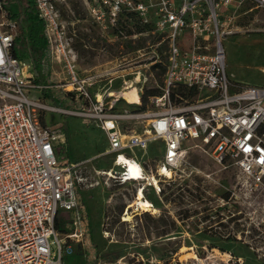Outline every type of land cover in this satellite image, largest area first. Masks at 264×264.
Listing matches in <instances>:
<instances>
[{
  "label": "built area",
  "instance_id": "obj_1",
  "mask_svg": "<svg viewBox=\"0 0 264 264\" xmlns=\"http://www.w3.org/2000/svg\"><path fill=\"white\" fill-rule=\"evenodd\" d=\"M66 1L35 0L48 40L40 74H53L57 63L65 75L56 85H44L36 82L33 64L14 55L21 21L0 0V264H63L67 240L82 244L96 259L89 215L80 203L78 164L59 158L67 135L63 125L43 123L48 113L81 118L106 133L119 170L103 175L114 184H139V192L153 187L160 194V185L173 177L164 172L173 175L182 164L183 143L190 140L200 142L220 168L235 169L246 191H264V87L229 79L223 45L239 30L240 17L264 12V0H84L93 22L111 32L122 48L137 37L131 35L134 26L166 44L163 60L154 47L148 53L139 48V66L117 60L116 66L96 72L79 67L68 30L77 21L64 20L60 9ZM159 64L165 69L161 95L149 99L158 110L136 115L118 111L121 101L142 106L148 82L143 72L153 73ZM133 85L141 100L135 106L121 97ZM179 88L186 94L178 93ZM53 89L79 108L51 105L44 94L32 96L35 90ZM125 120L148 124L139 134L125 130ZM159 142L164 148L155 172L136 152L145 153ZM61 212L73 216L69 233L55 227ZM223 255L227 264H244L231 253ZM209 259L195 254L193 264H210Z\"/></svg>",
  "mask_w": 264,
  "mask_h": 264
},
{
  "label": "rangeland",
  "instance_id": "obj_2",
  "mask_svg": "<svg viewBox=\"0 0 264 264\" xmlns=\"http://www.w3.org/2000/svg\"><path fill=\"white\" fill-rule=\"evenodd\" d=\"M60 9L64 20L77 21L76 27L68 25V30L83 72L114 67L117 60L137 67L139 48L148 53L154 47L164 59L166 44L156 34H140V27L134 26L131 35L137 37L126 40L128 43L122 48L120 41L112 40L111 32L103 31L93 22L84 0H67ZM238 27L235 34L223 41L228 77L241 85L264 87V12L240 17ZM37 58L39 55L35 53L33 60ZM61 72V66L55 63L53 74L47 73V80L40 77L44 79L42 84L56 85L65 77ZM159 72H143L148 78L144 94L163 87L164 76L157 77ZM41 94L51 105L79 108L65 99L61 90H35L32 96L39 98ZM136 94L137 87L133 86L124 91V98L135 106ZM147 110L158 109L149 100ZM118 111L139 113L137 107L126 101L119 103ZM42 119L50 126L63 125V130L67 126V145L59 158L78 164L82 180L80 203L87 209L92 249L97 254L95 259L82 244L67 240L63 264H180V261L193 264L195 254L199 259L210 257L207 261L210 264H227L223 262L228 260L224 253L242 257L244 264H264V191L253 194L246 191L238 183L235 169L220 168L200 142L183 143L184 161L174 170L172 180L160 185V194L153 187L146 188L145 197L153 207L143 212L138 206L130 208L142 185H117L103 175L111 169L119 170L114 167L115 154L110 152L104 131L74 116L48 113ZM147 124V120L122 123L125 130L133 129L139 134ZM163 148L164 144L159 142L145 153H136L147 168L156 172ZM127 212L132 219L126 222ZM59 217L70 232L72 214L61 212Z\"/></svg>",
  "mask_w": 264,
  "mask_h": 264
},
{
  "label": "trees",
  "instance_id": "obj_3",
  "mask_svg": "<svg viewBox=\"0 0 264 264\" xmlns=\"http://www.w3.org/2000/svg\"><path fill=\"white\" fill-rule=\"evenodd\" d=\"M3 1L5 8L11 13L12 17L17 18L21 21L20 34L16 40L14 55L20 60H26L33 64L34 71L37 76L36 82L42 84L44 82V79L40 78L42 76L40 74V62L44 56V53L47 50L48 40L45 35V24L43 20L40 18L38 10L36 9L35 0H3ZM142 30L143 29L140 28V31ZM35 53L39 55V58L33 60V55ZM156 68H154L155 71L157 70L160 71L159 73H157V77L164 76L165 74L164 67L161 64H159ZM178 93L182 95L186 94L183 88H179ZM158 95H161L160 90H151L145 93L142 100V106H136L138 108V111H146L150 97L158 96ZM64 130L65 132L68 133L66 125ZM84 202L86 203L85 200ZM55 227L58 232L69 233V229L65 228V224L62 221V219L59 217V214L57 215L55 220ZM238 258H242V257H238Z\"/></svg>",
  "mask_w": 264,
  "mask_h": 264
},
{
  "label": "bare ground",
  "instance_id": "obj_4",
  "mask_svg": "<svg viewBox=\"0 0 264 264\" xmlns=\"http://www.w3.org/2000/svg\"><path fill=\"white\" fill-rule=\"evenodd\" d=\"M133 86L132 87H128L126 90H129V89L133 88ZM136 95L137 96L134 98V100L137 103H140V101H141L140 97L138 96V94H136ZM121 97L124 98V91L122 92ZM123 160H125V158L122 157L121 161H123ZM129 164L133 165L132 163H129ZM132 168H133V166H132ZM163 175H165L166 177H171L172 173L169 170H166ZM134 206H138L139 209L141 211H143V212H149V211L152 210L153 204L145 197L144 192H138L137 198H136L134 204L130 206V208L134 207ZM125 216H126V218H124V221H126V222L130 221L132 219V216L130 215L129 212H127V214H125Z\"/></svg>",
  "mask_w": 264,
  "mask_h": 264
}]
</instances>
